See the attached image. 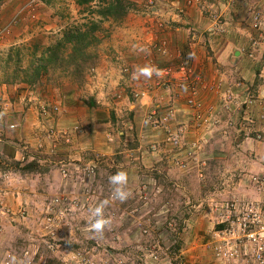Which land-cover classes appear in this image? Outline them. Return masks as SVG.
<instances>
[{
    "label": "rangeland",
    "instance_id": "1",
    "mask_svg": "<svg viewBox=\"0 0 264 264\" xmlns=\"http://www.w3.org/2000/svg\"><path fill=\"white\" fill-rule=\"evenodd\" d=\"M29 1L0 0V7H12L0 28L8 25ZM116 1L93 0L89 6L79 7L74 0H53L50 5L37 0L0 41V113H4L0 117V175L3 174L0 193H5L8 208L0 223V264H4L7 253H15V264H264V132L257 131L264 121L262 115L257 118L251 115L255 122L246 125L245 131L237 129L233 140L228 142L224 121L231 128L229 118L221 116L218 124L198 133L188 125L176 149L167 142L162 127L151 126L163 133L164 140L146 144V150L153 153L156 164L167 166L174 180L166 182L160 171L139 164L134 155L138 149L135 147L139 146L137 130L127 125L130 103L126 100L121 105V113L117 104L125 102L130 91L132 102L142 101L150 90H145L143 83L141 88L138 80L128 85L115 79L100 82L102 76L98 77L96 68L108 65L115 70V60H124L123 46L134 41L127 32L134 26L135 13H151L156 2L150 4L147 0L144 6L139 0H124V9L116 7L111 17L103 16L101 12ZM76 30L86 36L82 54L76 57L72 45L67 44L38 81L34 84L22 81L25 75L31 76L28 68L38 65L43 54H49L65 34ZM10 55L14 56L13 61L6 68L4 63ZM162 55H168L166 44ZM123 65L122 62V74L131 76L130 68ZM153 78L155 89L171 90L157 83L162 80L160 76ZM98 87L104 91V101L110 99L104 108L108 110V120L114 117L116 124L114 131L104 134V142L111 146L109 153L88 150L85 154L89 160L77 169L65 166L69 160L58 163L62 180L59 186L58 179L52 183L42 180L49 175L39 173H50L48 157L60 148L51 149L52 142L76 145L90 118L89 112L101 108L96 94ZM17 93L23 95L21 116L17 117L21 118L20 127H26L25 136L21 142L17 141L20 145L14 144L17 137H9L11 134L6 130L13 124L8 117L19 97ZM250 99L255 103L249 109L258 106L264 114L262 98ZM151 102L153 107L148 114L153 109L162 114L168 110L155 107V100ZM30 107L33 115L28 111ZM65 113H68L66 121L71 118L74 122L65 129L54 121L42 122L39 115L57 121ZM27 115L36 119L35 123ZM171 126L179 130L182 124L175 122L174 116ZM134 144L137 146L133 147ZM178 161L185 162V166L178 165ZM74 170L78 176L71 174ZM120 170L128 173L127 188L131 192L123 203L111 199L109 184V177ZM65 172L69 176H64ZM26 178H33L36 183L24 187L33 188L31 192L35 194L41 191L44 196L33 201L19 197L16 185ZM48 183L58 186L52 195L47 189L43 191ZM104 200L109 201L104 215L112 219V224L98 234L89 227L90 209ZM20 210L25 214L20 215ZM256 216L259 222L253 221ZM220 230L228 232L218 236ZM251 232L256 233L258 241L247 238ZM150 250L159 257L157 261L150 259Z\"/></svg>",
    "mask_w": 264,
    "mask_h": 264
},
{
    "label": "crops",
    "instance_id": "2",
    "mask_svg": "<svg viewBox=\"0 0 264 264\" xmlns=\"http://www.w3.org/2000/svg\"><path fill=\"white\" fill-rule=\"evenodd\" d=\"M135 1L137 2L138 0ZM154 1L156 5L150 9L151 13L148 11H146L147 13L137 11L139 13H135L134 15V26L130 27V30L127 32L131 34L134 41L131 42L130 46H123V49H125L123 50L124 60H122V62L125 63L123 67L126 66L130 68L133 73L137 66L144 65H154L157 68L162 66H171L175 68L180 65L190 66L194 70L195 76H200L202 78L203 83L215 86L214 90H207L203 88L201 83L198 98L204 106L205 113H208L210 110L216 111L217 115H220V117L223 116L222 119H230L231 126L229 127L231 128H228L224 121L225 129L227 130V132L224 131V133L228 135L225 137V140L227 142L229 140L232 141L237 129L245 131L246 125L249 126V122L246 120L249 115L256 118L262 115V109L260 107L256 106V109H249L246 102L253 96L257 99H261L264 96V24L260 31L254 30L251 25L252 14L262 9L264 10V0H235L232 4L228 1L203 0L199 6L191 7H187V0H174L173 3L167 0ZM139 2H142L144 6L147 5V0H139L138 3ZM15 4H17V2H14V5ZM11 8L12 7L6 9L5 7H0V23H5V20L12 12V10L10 11ZM214 15L219 16L224 22L226 28L225 33H207L208 28L214 23ZM138 16H140V18H136ZM164 44L168 47L167 56L162 55ZM141 48L147 49V51H140L139 49ZM118 52L119 51H117V53ZM119 54L121 53L119 52ZM119 61L118 59L115 60V70L108 65L102 67L99 65V68H96L98 70V77L102 76L99 81L102 82V79H115L122 85H128L132 82L136 83L138 80L141 88L143 84H146V89H144L148 92L150 90L146 99L134 103L131 100L132 91H130V96L127 95L124 98L125 102H118V104H115L118 105L119 108H117V110L121 113L123 108H121V105L126 103V100L130 103V120L127 125L137 130L136 141L139 146L135 147L137 145L134 144L133 147L138 148L135 149L134 155L138 157L139 164L142 163L145 167H152L160 171L163 180L172 182L174 179L170 178L172 174L167 166L164 167L163 164H156L157 162L155 163L153 161V153L151 155L146 150V144L152 142L162 143L164 140V135L161 131L152 128L146 123V117L149 109L153 107L151 101L155 100V103H157L155 107L173 109L175 112V122L182 124L180 128L185 129L186 126L190 124V119L193 114V110L187 105L189 94L184 89H177L178 86L176 85H172L170 87L171 90L165 88L155 89V79L153 76L151 79L141 77L132 81L134 80L132 75L128 76L122 74V62ZM103 64L104 63L101 65ZM174 82L176 84L177 80H174ZM225 92H230L233 95L232 101L224 99L223 95ZM96 94L97 100L99 99L98 104L100 103L102 106H100V109L98 107V109L89 112L90 118L86 120L85 129L83 126L84 132L80 135L79 142L71 147L66 144L64 146V144L56 140L52 142V145L50 143L51 149L53 147L55 150L60 148L59 151L51 157L52 159L48 157L51 167L50 173H39V175L45 177L49 175L48 178L42 177V180L48 179L52 183L55 182V179H58L59 186L62 180L58 163L60 164L64 160H69L68 162L64 161L65 166L77 169L81 168V163L83 161L89 160L85 154L86 151L109 153L111 146H107V143L104 142V134L107 132L109 133L110 130L114 131L116 127L114 117H112V120H108V110L104 108V105H108L110 102V96L107 98L109 100L105 102V97H102L104 96V91L100 87L96 89ZM146 95L145 93V96ZM16 96H19V93H17ZM22 100L23 95H20L16 99V102H14L12 114H9L10 116L8 117L11 123H17L19 127L15 130L10 129L9 126L11 124L8 125L7 128L5 127L6 130L10 132L9 134H11L9 137H17L16 142H14L16 145L18 142H21L26 132L25 126L23 129L20 127L19 121L21 118L19 119L17 117L21 116ZM100 101L104 102L102 103ZM30 108L28 111L33 115L32 108ZM66 114L68 113L60 115L57 121H55L56 118H44L42 114L39 115L42 122L52 123L54 121L58 126L65 129L74 125L71 118H68V121H66ZM29 115L26 117L31 118L32 122L35 123L36 119L31 116L29 117ZM26 117H24V119ZM82 119L81 122H83ZM65 123L68 124L65 125ZM259 130L264 132V121L258 126L257 131ZM248 131L246 132L248 133ZM251 131H253V129H251ZM32 133L34 136L33 131ZM192 135L194 134H190L191 139L193 138ZM39 171L40 170L37 172ZM74 171L75 173L71 174L78 176L77 171ZM8 174L6 177L9 176ZM2 175L3 174H1L0 177ZM23 181H25V184L19 182L18 186L16 185V192L23 200L33 201V199L40 195L44 196V193H41V191L35 194L31 192L34 190L33 188L28 190L24 187L25 185L35 184L36 181L33 178H26ZM51 183H48L47 186L44 185L43 191L47 189L48 193L52 195V192L55 193L58 190V186L56 183ZM7 224L8 223H6L5 227H7Z\"/></svg>",
    "mask_w": 264,
    "mask_h": 264
},
{
    "label": "built area",
    "instance_id": "3",
    "mask_svg": "<svg viewBox=\"0 0 264 264\" xmlns=\"http://www.w3.org/2000/svg\"><path fill=\"white\" fill-rule=\"evenodd\" d=\"M170 3H173L174 0H167ZM217 1H228L231 4L235 2V0H217ZM37 0H30L25 7H23L16 15H14L11 19V22L6 25L4 28H0V41L5 37V35L9 32L10 26H12L16 21L18 22L22 16V13L25 10H30L33 5H35ZM203 0H188L187 4L191 6H199ZM150 4L154 3V0H150ZM214 23L210 28H208L207 33L213 34V33H220L223 34L226 29L224 22L219 16L214 15ZM264 24V14L261 11H257L253 13L252 16V28L254 30L259 31L261 27ZM161 72V81L157 82L159 85L165 86L167 88H170L172 84H174V80H177L176 85L178 86V89H184L188 92V98H187V105L193 110L192 118L190 119V124L188 126L191 127L192 131L195 133L201 132L205 128H211L215 126V124L219 123V117L220 115L216 114V111H209L208 113L204 112V106L199 100L198 96L200 94V84L202 83L203 88L207 90H213L215 89L214 85L211 84H205L202 82V78L200 76H195L194 70L188 66V65H180L178 67H171L166 66L163 67ZM224 99L227 101H232L233 95L230 92L224 93ZM255 103L254 100L250 99L246 102V105L249 106L253 105ZM261 106L264 108V96L260 100ZM157 110V111H156ZM43 113L46 114L47 110L43 109ZM175 116V112L173 109H168L165 113H161L158 109H153L147 117V123L150 126H153L155 128L162 127L165 131V134L167 135V142L171 143L173 145V148H179L181 140L184 138L186 128H179V130L173 129L171 126V121L173 120ZM250 116V115H249ZM247 117V121L249 123H254L255 120L253 117ZM261 119H264V114H262ZM11 130L17 129V124L13 123L10 126ZM53 136H56L57 134L55 132H52ZM261 137V136H258ZM156 146H154L155 148ZM178 165L184 167L185 162H177ZM64 176H69L66 172L64 173ZM4 197L5 193H0V223L2 222V216L6 213L8 210L7 205L4 203ZM58 200H56L57 202ZM20 215L25 214L23 210L19 211ZM257 220L260 221L259 217H254L253 221ZM246 225V224H245ZM2 229L0 228V231ZM227 230H220L217 232V235H224L227 234ZM247 238H254V241H258V238L256 236L255 232H251L250 234H247ZM218 249V248H217ZM14 258V259H13ZM150 259L157 261L159 257L156 255L155 252L150 250ZM4 264H15V253H7L4 257Z\"/></svg>",
    "mask_w": 264,
    "mask_h": 264
},
{
    "label": "clouds",
    "instance_id": "4",
    "mask_svg": "<svg viewBox=\"0 0 264 264\" xmlns=\"http://www.w3.org/2000/svg\"><path fill=\"white\" fill-rule=\"evenodd\" d=\"M139 50L147 51V49L144 48H141ZM161 72L162 70L154 65L137 66V68L134 70L132 74V77L133 79H139L141 77H144L146 79H151L153 75L159 77L161 75ZM3 115L4 113H0V117H3ZM109 184L112 186V196H111L112 200H118L121 203H123L131 196V192L127 188L128 173L126 171L120 170L117 171L115 174L111 175L109 177ZM108 203H109L108 200H104L94 208L90 209L92 218L89 227L95 233L103 234L106 228L111 227L112 219L110 217H105L104 215V209L108 205Z\"/></svg>",
    "mask_w": 264,
    "mask_h": 264
},
{
    "label": "trees",
    "instance_id": "5",
    "mask_svg": "<svg viewBox=\"0 0 264 264\" xmlns=\"http://www.w3.org/2000/svg\"><path fill=\"white\" fill-rule=\"evenodd\" d=\"M41 3L50 5L53 0H39ZM77 6L79 7H86L92 4L93 0H74ZM115 5H112L107 8L105 12H101L103 16L109 15L110 17L112 16V11H117L118 9H124V0H118L115 2ZM86 36L80 31H70L68 34H65L63 36V39L58 42V44L55 47H52L51 52L49 54H43L40 57L39 63L36 66L31 67L30 69L28 68L27 72L31 73L30 75H25L26 78L22 80L23 82L29 83V84H34L36 81L39 80L42 72L48 70V66L54 64L57 61V56L59 54V51L66 46L67 44L72 45V52L74 54H82L83 53V47L82 43L84 42V39ZM81 46V47H80ZM17 56V55H16ZM14 57V56H13ZM13 57L10 55L8 58L5 60L4 67H10V63L13 61ZM19 62V59L16 57V63ZM26 72V74H27ZM6 73V72H5ZM7 83H11L8 82ZM222 229V226H220Z\"/></svg>",
    "mask_w": 264,
    "mask_h": 264
}]
</instances>
